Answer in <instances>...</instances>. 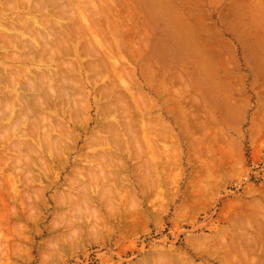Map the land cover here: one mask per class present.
<instances>
[{"label": "rangeland", "instance_id": "rangeland-1", "mask_svg": "<svg viewBox=\"0 0 264 264\" xmlns=\"http://www.w3.org/2000/svg\"><path fill=\"white\" fill-rule=\"evenodd\" d=\"M16 1L0 264H264V0Z\"/></svg>", "mask_w": 264, "mask_h": 264}, {"label": "bare ground", "instance_id": "bare-ground-1", "mask_svg": "<svg viewBox=\"0 0 264 264\" xmlns=\"http://www.w3.org/2000/svg\"><path fill=\"white\" fill-rule=\"evenodd\" d=\"M15 1H16V0H15ZM19 1H21V0H19ZM23 1H24V0H23ZM45 1H46V0H45ZM50 1H51V0H50ZM50 1H49V3H50ZM52 1H53V0H52ZM56 1H57V0H56ZM61 1H62V0H61ZM7 2H8V1H7ZM7 2H6V3H7ZM16 2H17V1H16ZM25 2H27V0H25ZM6 3H5V4H6ZM11 3H12V6L17 5L15 2H14V3L11 2ZM11 3H7V4H9V5L11 6ZM37 3H39V2H37ZM57 3H58V2H57ZM60 3H62V2H60ZM63 3H64V2H63ZM3 4H4V3H3ZM7 4H6V5H7ZM20 4H21V3H20ZM22 4L24 5L25 3H22ZM40 4H41V3H40ZM52 4H55V2L51 3V5H52ZM33 5H34V3L31 5V7H33ZM58 5H59V4H58ZM60 5H61V4H60ZM3 6H4V5H3ZM12 6H11V10L13 11V9H12L13 7H12ZM40 6H42V5H40ZM40 6H38V8H40ZM34 7H36V5H35ZM50 7H51V6H50ZM60 7H61V9H62V8H64V5H63V7H62V5H61ZM3 8H4V7H3ZM6 8H7V6H6ZM8 8H9V7H8ZM36 8H37V7H36ZM36 8H35V10H37ZM48 8H49V7H48ZM65 8H66V6H65ZM85 8H86V7H85ZM57 9H59V7H58ZM57 9H56V10H57ZM66 9H67V8H66ZM0 10H1V9H0ZM5 10H6V9H5ZM8 10H9V9H8ZM11 10H10V11H11ZM38 10H39V9H38ZM43 10H44V9H43ZM59 10H60V9H59ZM28 11H29V10H28ZM63 11H64V10H63ZM1 12H2V11H1ZM3 12H4V9H3ZM7 12H8V11H7ZM50 12H51V11H50ZM54 12H55V9H54ZM54 12H53V13H54ZM63 13H64V12H63ZM68 13H69V12H68ZM83 13H84V12H83ZM26 14L28 15V13H26ZM60 14H61V13H60ZM60 14H58V15L61 16L62 14H61V15H60ZM49 15H50V14H49ZM73 15H74V14H73ZM66 16H67V15H66ZM21 17H24V16H21ZM64 17H65V16H64ZM2 18H3V16H2ZM2 18H1V19H2ZM38 18H39V17H38ZM42 18H43V17H42ZM71 18H72V17H71ZM34 19H35V18H34ZM44 19H45V18H43V21H44ZM64 19H65V18H64ZM72 19H73V18H72ZM27 20H28V22H27ZM27 20H25V18H23V20H22V18H18L16 21L14 20L15 22H10V23H8V24H4V25H3V24H2V25L0 24V39L8 38V37H10V36H11L10 38H12V37H13V38H16L15 40L18 39V36H20L19 38L22 39L23 37H21V35H22V33H24V31L27 32V30H28L29 28H31V29L34 28L33 31L35 32V34H37L36 32H38V34H40V36H41V40H42L43 43H42V45H40V46H42V48H43V44H44V42L46 41V40H45V37L48 36L49 34H47V33L50 32V31L47 32V31H46L47 29H46L45 27H43V26H45V23H47V22H45V23L43 24L42 22H38V21H37L38 19H36V20L33 21V19L30 18V17L27 18ZM31 20H32L33 22H30ZM41 20H42V19H41ZM45 21H46V20H45ZM48 21H49V23H50L51 26H52L53 24H55V22H56V20H51V21L48 20ZM17 22H18V23H17ZM26 23H28V24H26ZM30 23H31V24H30ZM41 23H42V24H41ZM49 23H47V25H48ZM21 24H22V25H21ZM19 25L22 26V28H20L22 33H21L20 30H19ZM27 25H29V28L26 30ZM47 25H46V26H47ZM21 26H20V27H21ZM24 26H25V27H24ZM47 27H48V26H47ZM63 27H64V26H63ZM64 29H65V28H64ZM70 29H71V27H70ZM53 30H54V29H53ZM53 30H52V32H53ZM65 30H66V29H65ZM30 31H31V30H30ZM39 31H40V32H39ZM45 31H46V32H45ZM18 32L21 33V34H19V35L16 36V34H17ZM26 32H25V33H26ZM31 32H32V31H31ZM28 33H29V32H27V35H33V33H31V34H28ZM56 33H57V32H56ZM53 34H54V33H53ZM53 34H52V35H53ZM57 34H58V33H57ZM12 35H13V36H12ZM23 35H24V34H23ZM24 36H25V35H24ZM61 36H62V35H61ZM76 36H77V35H76ZM28 37H29V36H28ZM48 37H49V36H48ZM53 37H54V36H53ZM55 37H56V36H55ZM49 38H50V37H49ZM56 38H57V37H56ZM78 38H79V37H78ZM21 39H18V40L16 41V44H17V42H18L19 40H21ZM24 39H25V37H24ZM24 39H22V41H23ZM43 39H44V40H43ZM46 39H47V38H46ZM8 40H9V38H8ZM30 40H31V39H29L28 41H29L30 43H32L33 47H34V46H37L36 48H38L39 45H38V43L35 42V39H34L33 42H32V40H31V41H30ZM38 40H39V39H38ZM49 40H50V39H49ZM68 40H69V39H68ZM36 41H37V40H36ZM47 41H48V40H47ZM47 41H46V42H47ZM54 41H55V39L53 40V38H52V43H53ZM86 41H87V40H86ZM19 42H20V41H19ZM19 42H18V43H19ZM34 42H35V44H33ZM40 42H41V41H40ZM46 42H45V44H44V48H43V50H44V49L47 50V49H46V48H47L46 46H47V44H48L49 42H48L47 44H46ZM50 42H51V41H50ZM6 43H7V42H6ZM10 43L13 44L12 42H10ZM52 43H50V45H51ZM54 43H55V42H54ZM57 43H58V42H57ZM61 43L64 44L63 41H61ZM61 43H60V44H61ZM67 43H68V41H67ZM11 44H6V45H7V47H10V46H8V45H11ZM39 44H41V43H39ZM21 45L24 47V44H21ZM52 45H53V44H52ZM52 45H51V48L53 47V48H52L53 50H54V47L57 49V46H56L57 44H56L55 46H54V45L52 46ZM73 45H74V44H73ZM17 46H18V45L11 46V47H17ZM25 46H26V45H25ZM59 46H60V45H59ZM11 47H10V48H11ZM23 47H22V48H23ZM26 47L28 48V47H30V45H29V46L27 45ZM31 47H32V46H31ZM33 47L31 48V50H33ZM45 47H46V48H45ZM48 47H49V46H48ZM60 47H61V46H60ZM85 47H86V46H85ZM87 47H88V46H87ZM10 48H8V49H10ZM34 48H35V47H34ZM39 48H40V47H39ZM61 48H62V47H61ZM12 49H13V48H12ZM12 49H11V51H12ZM15 49H16V48H15ZM25 49H26V48H25ZM25 49H24V50H25ZM52 49L49 48L48 50H52ZM65 49H66V47H65ZM67 49H68V45H67ZM13 50H14V49H13ZM39 50L41 51V48H40ZM43 50H42V51H43ZM48 50H47V51H48ZM22 51H23V49H22ZM33 51H34V53H35V52L37 51V49H36V50L34 49ZM58 51H59V50H58ZM25 52H26V51H25ZM27 52H28V51H27ZM43 52H44V51H43ZM51 52H52V51H51ZM53 52H54V51H53ZM55 52H56V51H55ZM55 52H54V53H55ZM69 52H72V51L70 50ZM79 52H80V51H79ZM34 53H33V54H34ZM37 53H38V51H37ZM37 53H36V54H37ZM40 53H41V52H40ZM40 53H38V54H40ZM45 53H46V52H45ZM45 53H44V54H45ZM47 53H48V55L50 54V52H47ZM61 53H62V52H61ZM10 54H11V53H10ZM26 54H28V53H26ZM41 54H42V53H41ZM69 54H70V53H69ZM0 55L2 56V54H0ZM8 55H9V54H8ZM15 55H16V54H15ZM48 55H47V57L49 58ZM52 55H53V53H52ZM52 55L50 54V56H52ZM4 56H5V55H4ZM4 56H3V57H4ZM22 56H23V61H24V62H26V61H28V60L30 59L29 56H28V57H27L26 55H22ZM30 56H31V55H30ZM34 56H35V54H34ZM38 56H39V55H38ZM38 56H37V57H38ZM59 56H60V55H59ZM73 56H74V55H73ZM47 57H45V58H43V59L45 60ZM52 57H53V56H52ZM6 58H7V57H6ZM15 58H16V57H15ZM39 58H40V57H39ZM58 58H60V57H58ZM61 58H62V57H61ZM21 59H22V58H21ZM35 59H38V58L35 57ZM50 59H51V57H50ZM9 60H10V59H9ZM14 60H15V59H14ZM47 60H48V59H47ZM57 60H58V59H57ZM61 60H62V59H61ZM45 61H46V60H45ZM59 61H60V60H59ZM43 62H44V61H43ZM0 63H2V62H0ZM63 63H64V62H63ZM63 63H62V64H63ZM67 63H68V62H66V64H67ZM69 63H70V62H69ZM70 64H71V63H70ZM64 65H65V64H64ZM88 65H89V64H88ZM91 65H92V64H91ZM73 66H74V65H72V67H71V65H68L69 68H70V67L73 68ZM103 66H105V64H104ZM51 67H52V66H51ZM63 67H65V66H63ZM66 67H67V66H66ZM66 67H65V68H66ZM95 67H96V66H95ZM55 68H56V67H55ZM60 68L62 69V67H60ZM105 68H106V66H105ZM63 70H64V68H63ZM63 70H62V71H63ZM66 70H68V69H66ZM23 71H25V70L23 69ZM23 71H22V72H23ZM14 72H15V71H14ZM14 72H13V76H14V74H16V73H14ZM63 72H64V71H63ZM70 72H71V71H70ZM6 73H10V72H6ZM51 73H52V72H51ZM53 73H54V72H53ZM57 73H58V72H57ZM61 73H62V72H61ZM0 74H1V73H0ZM21 74H22V73H21ZM23 74H24V73H23ZM31 74H32V73H31ZM58 74H60V72H59ZM33 75H34V73H33ZM38 75H39V74H38ZM61 75H63V74H60L59 76H61ZM3 76H4V75H3ZM9 76H10V74H9ZM13 76H12L11 78L9 77V78H10L9 80H10L11 82H12V78H13ZM46 76L48 77V74H47ZM54 76H55V75H54ZM54 76H53V78H54ZM65 76H66V75H65ZM97 76H98V75H97ZM43 77H44V75H41V74H40V76L37 78V81L39 82V84H40V82H41V83L43 82V79H44ZM47 77H45V78L47 79ZM49 77H50V76H49ZM49 77H48V79H49ZM62 77H64V76H62ZM70 77H71V76H70ZM0 78H1V77H0ZM24 78H25V77H24ZM71 78H72V77H71ZM5 79H6V78H5ZM13 79H14V78H13ZM48 79H47V81H48ZM76 79H77V78H76ZM0 80H1V79H0ZM7 80H8V78H7ZM7 80H6V81H7ZM14 80H16V79H14ZM23 80H25V79H23ZM72 80H73V79H72ZM2 81H3V79H2ZM27 81H28V82H32V81H29V79H28ZM34 81H36V79H35ZM47 81H46V82H47ZM49 81H51L50 83H52V80L49 79ZM55 81H57V80L55 79ZM25 82H26V80H25ZM25 82H24V83H25ZM28 82H27V84H29ZM38 82H37V83H38ZM57 82H58V81H57ZM63 82L66 83V81H63ZM77 82H78V81H77ZM95 82H96V81H95ZM13 83H14V81H13ZM18 83H19V82H18ZM53 83H54V80H53ZM74 83H76V82H74ZM78 83H79V82H78ZM7 84H8V83H7ZM9 84H10V83H9ZM9 84H8V85H9ZM11 84H12V83H11ZM30 84H31V83H30ZM30 84H29V85H30ZM34 84H35V83H34ZM42 84H43V83H42ZM55 84H56V83H55ZM62 84H63V83H62ZM1 85H3V84L1 83ZM12 85H13V84H12ZM25 85H26V84H25ZM58 85H59V84H58ZM10 86H11V85H10ZM31 86H33V85H31ZM34 86L37 88L38 85L36 84V85H34ZM34 86H33V87H34ZM40 86H41V85H40ZM40 86H39V87H40ZM8 87H9V86H8ZM19 87H20V86H19ZM21 87H22V85H21ZM28 87H29V86H28ZM28 87H26V88H28ZM33 87H32V88H33ZM42 87H43V85H42ZM110 87H112V86H110ZM12 88H14V85H13ZM22 88H23V87H22ZM24 89H25V88H24ZM34 90H35V88H34ZM37 91H38V89H37ZM71 91H72V90H71ZM34 92H35V91H34ZM63 92H64V91H63ZM104 92H105V91H104ZM39 94H42V93L39 92ZM110 94H111V93H110ZM53 95H54V94H52V95H50V96L53 97ZM105 95H106V94H105ZM43 96H44V93H43ZM45 96H46V94H45ZM47 96H48V95H47ZM140 96H141V95H140ZM32 97H33V96H32ZM40 97H42V96H40ZM54 97H55V96H54ZM105 97H106V96H105ZM107 97H108V96H107ZM135 97H136V96H135ZM13 98H14V97H13ZM15 98H16V97H15ZM22 98H23V97H22ZM33 98H34V97H33ZM42 98H43V97H42ZM42 98H41V99H42ZM114 98H115V96H114ZM137 98H138V97H137ZM2 99H3V98H2ZM10 99H11V98H10ZM39 99H40V98H39ZM43 99H44V98H43ZM43 99H42V100H43ZM67 99H68V98H67ZM16 100H17V99H16ZM16 100H15V102H16ZM34 100H36V99L34 98ZM34 100H33V101H34ZM42 100H41V101H42ZM47 100H48V99H47ZM51 100H52V99H51ZM58 100L60 101V99H58ZM65 100H66V99H65ZM138 100H139V99H138ZM140 100H141V98H140ZM144 100H145V99H144ZM144 100H143V101H144ZM18 101H19V100H18ZM36 101H37V100H36ZM117 102H118V101H117ZM119 102H120V101H119ZM16 103L18 104V102H16ZM25 103H26V102H25ZM25 103H24V104H25ZM42 103H43V102H41V104H42ZM111 103H112V102H111ZM115 103H116V102H115ZM115 103H114V105H118V104H115ZM141 103H143V102H141ZM11 104H12V103H11ZM14 104H15V103H14ZM24 104H22V106H23ZM36 104H39V103L37 102ZM41 104H40V105H41ZM20 105H21V104H20ZM20 105H19V106H20ZM42 105H44V104H42ZM24 106H25V108H26L27 105H24ZM28 106H29V105H28ZM30 106H31V105H30ZM32 106H33V105H32ZM32 106H31V107H32ZM84 106H86V105H84ZM20 107H21V106H20ZM44 107H45V106H44ZM72 107H73V106H72ZM80 107H81V106H80ZM21 108H22V107H21ZM123 108H124V107H123ZM26 109H27V108H26ZM26 109H25V110H26ZM31 109H32V108H31ZM34 109H35V108H34ZM74 109H75V108H74ZM28 110H29V107H28ZM32 110H33V109H32ZM57 110H58V108H57ZM125 110H126V109H125ZM26 111H27V110H26ZM37 111H38V110H37ZM34 112H35V111H34ZM22 118H23V117H22ZM23 122H24V121H23ZM42 124H43V123H42ZM43 126H44V125H43ZM43 126H42V127H43ZM62 126H63V125H62ZM110 126H111V125H110ZM26 127H27V126H26ZM113 127H114V126H113ZM123 127H124V126H123ZM58 128H59V127H58ZM109 128H110V127H109ZM34 129H35V128H34ZM59 129H60V128H59ZM113 129H114V128H113ZM4 130H5V129H4ZM13 130H14V129H13ZM42 130H43V129H42ZM107 130H108V129H107ZM29 131H30V130H29ZM49 131H50V130H49ZM111 131H112V130H111ZM27 132H28V131H27ZM35 133H37V132L35 131ZM115 133H116V132H115ZM117 133H118V132H117ZM119 134H120V133H119ZM34 135H35V134H34ZM40 136H42V135H40ZM120 136H121V135H120ZM114 137H115V136H114ZM40 138H41V137H40ZM56 138H58V137H56ZM44 139H45V138H44ZM109 139H110V138H109ZM109 139H108V140H109ZM118 139H119V138H118ZM30 140H31V139H30ZM116 140H117V139H116ZM116 140H115V141H116ZM99 141H100V140H99ZM102 141H103V140H102ZM105 141H106V140H105ZM155 142H156V141H155ZM58 143H59V142H58ZM105 143H106V142H105ZM110 143H112V142H110ZM56 144H57V143H56ZM61 144H63V143H61ZM61 144H60V146H61ZM99 144H100V142H99ZM154 144H155V143H154ZM17 145H18V144H17ZM87 145H88V144H87ZM6 146H7V145H6ZM156 146H157V145H156ZM63 147H64V146H63ZM25 148H26V147H25ZM13 149H14V148H13ZM26 150H27V149H26ZM64 150H65V149H64ZM66 150H67V149H66ZM3 152H4V151H3ZM16 152H17V151H16ZM20 152H21V151H20ZM31 152H32V151H31ZM25 153H26V152H25ZM60 153H61V152H60ZM20 154H21V153H20ZM20 154H19V155H20ZM29 154H30V153H29ZM4 155H5V154H4ZM23 156H24V153H23ZM2 157H3V156H2ZM24 157H25V156H24ZM7 158H8V157H7ZM15 158H16V157H15ZM29 158H30V157H29ZM23 159H24V158H23ZM30 159H31V158H30ZM32 159H33V158H32ZM7 160H8V159H7ZM13 160H14V159H13ZM21 160H22V159H21ZM26 160H28V159H26ZM41 160H42V159H41ZM19 161H20V160H19ZM28 161H29V160H28ZM15 162H16V161H15ZM20 162H21V161H20ZM20 162H19V163H20ZM22 163H23V162H22ZM26 163H28V162H26ZM24 164H25V163H24ZM1 165H2V164H1ZM3 165H4V164H3ZM27 165H28V164H27ZM25 167H26V166H25ZM10 168H12V167H10ZM20 169H21V168H20ZM20 169H17V170L20 171ZM10 170H11V169H10ZM22 170H23V169H22ZM27 170H28V169H27ZM25 171H26V170H25ZM17 174H18V173H17ZM25 176L27 177V175H25ZM23 177H24V176H23ZM26 179H27V178H26ZM108 179H109V178H108ZM22 180H23V179H22ZM24 180H25V178H24ZM31 183H32V182H31ZM29 184H30V183H29ZM83 184H84V183H83ZM85 185H86V184H85ZM85 185H84V186H85ZM82 187H83V186H82ZM108 195H109V194H108ZM24 196H25V195H24ZM32 207H34V206L32 205ZM12 212H14V211H12ZM15 213H16V212H15ZM13 214H14V213H13ZM10 215H11V214H10ZM13 216H14V215H13Z\"/></svg>", "mask_w": 264, "mask_h": 264}]
</instances>
